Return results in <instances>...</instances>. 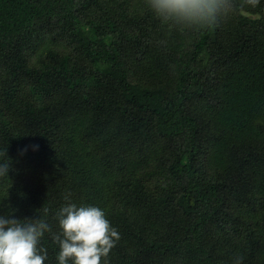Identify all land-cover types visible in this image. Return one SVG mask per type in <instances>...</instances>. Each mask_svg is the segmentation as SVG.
I'll return each mask as SVG.
<instances>
[{
	"label": "trees",
	"instance_id": "trees-1",
	"mask_svg": "<svg viewBox=\"0 0 264 264\" xmlns=\"http://www.w3.org/2000/svg\"><path fill=\"white\" fill-rule=\"evenodd\" d=\"M232 4L0 0V212L46 220L43 264L67 203L117 229L107 264H264V0Z\"/></svg>",
	"mask_w": 264,
	"mask_h": 264
},
{
	"label": "clouds",
	"instance_id": "clouds-1",
	"mask_svg": "<svg viewBox=\"0 0 264 264\" xmlns=\"http://www.w3.org/2000/svg\"><path fill=\"white\" fill-rule=\"evenodd\" d=\"M145 4L162 23L189 28L211 24L233 9L232 0H145ZM10 166L11 161L0 159V177L8 175ZM57 219L59 232L53 235L59 246L57 264H107L119 233L101 207L67 203L59 208ZM49 229L42 218L22 220L0 212V264H43L48 253L40 241Z\"/></svg>",
	"mask_w": 264,
	"mask_h": 264
}]
</instances>
